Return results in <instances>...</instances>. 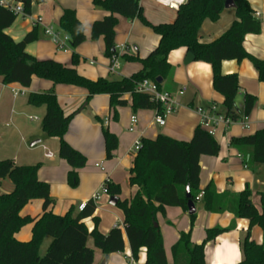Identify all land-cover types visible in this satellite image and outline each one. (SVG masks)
Listing matches in <instances>:
<instances>
[{"label": "trees", "instance_id": "1", "mask_svg": "<svg viewBox=\"0 0 264 264\" xmlns=\"http://www.w3.org/2000/svg\"><path fill=\"white\" fill-rule=\"evenodd\" d=\"M25 11L31 15L32 1L23 0ZM227 0H190L177 11L174 23L153 25L143 15L139 0H94L95 6L110 13L103 20L94 22L91 39L101 37L105 42V54L108 58L117 55L116 15L127 20L140 19L146 26L159 35L158 47L145 59L124 55L123 59L142 64V71L119 81L99 79L92 81L78 73L75 66L79 62L76 49L86 42L84 25L76 12L64 10L59 22V30L69 37L73 50L72 67L53 60L40 61L27 53L29 44L37 40V27L21 42L16 43L7 35L17 16L0 7V77L5 85L19 84L29 88L34 77L48 80L55 85H71L88 92L87 101L97 95L110 97V108L114 120L119 119L117 108L127 105L124 99L131 96L132 109L161 110L151 103L147 95L137 93L138 85L144 80L156 82L159 88L173 76L174 67L169 63V55L180 48H186L188 54L195 56L196 62H205L212 66L213 87L224 97V114L234 122L248 118L255 105L256 98L245 95L242 111L237 108L239 95V77L237 74L224 75L221 71L223 61L250 60L257 70L259 81L264 82V61L247 53L244 41L248 35H260L262 23L247 0H233L236 19L230 28L217 40L209 44L199 42V34L206 20L218 22L224 13ZM162 79V83H158ZM54 92L31 94L28 102L36 107H45L42 130L47 138L59 140L58 156L65 160L72 170L68 174L70 186L79 184L78 170L86 167L87 159L74 150L64 139L74 114L65 116ZM211 109V107L209 108ZM107 158L112 159L118 149L117 136L108 129L103 130ZM189 142L178 141L173 137L160 135L156 140L141 139V149L137 153L133 168L130 170V185L138 191L129 200H119L117 207L124 214V228H113L110 233L99 231V218L94 217L95 227L89 232L84 220L92 217L96 211L94 202H89L83 212L76 217L72 212L60 216L48 211L54 203L50 197V185L38 178L40 164L17 165L12 160H0V180H12L14 190L0 195V264H94V250L88 247L89 238L94 246L105 255L123 253L127 238L134 260L142 248L147 249L145 264H170L166 257L164 241L159 226V215H165L168 207H180L188 213L187 188L191 200L197 204L200 196L204 209L208 213L230 211L236 219L250 220L249 230L241 242L243 260L238 264H264V195L263 210L260 212L252 203V192L247 187L239 195L218 194L212 185L200 190V158L215 157L220 146L214 136L201 126L197 127ZM232 147L241 154L247 167L264 165V129L253 135L234 139ZM111 197H118L121 188L108 181L106 183ZM33 200H43V214L37 218L23 217L21 212ZM196 214L191 216L194 227ZM28 224H33L32 239L28 242L17 240L16 234ZM263 231V243H255L251 238L254 227ZM220 227L206 231L203 244H194L192 232L182 233L172 248V264H205V246L217 236L230 231ZM46 238L52 243L44 256L40 255Z\"/></svg>", "mask_w": 264, "mask_h": 264}, {"label": "crops", "instance_id": "2", "mask_svg": "<svg viewBox=\"0 0 264 264\" xmlns=\"http://www.w3.org/2000/svg\"><path fill=\"white\" fill-rule=\"evenodd\" d=\"M258 20L262 23L260 35H248L244 41V48L250 55L264 61V0H247ZM94 0H33L31 17L41 18L37 27V40L29 44L26 52L40 60H53L62 65L72 67L73 50L69 43L67 49L60 50L54 40L46 35V29L59 30V22L64 10L76 12L77 18L84 25L86 42L76 49L79 62L75 66L78 73L92 81L107 79L119 81L129 78L142 71V64L123 59L124 55L145 59L154 51L160 42V37L152 28L146 26L140 19L127 20L116 15V47L120 55L119 67L111 71L112 61L105 54L104 38L93 41L91 39L94 22L103 20L110 13L101 7L95 6ZM143 15L153 25L174 23L177 11H172L149 0L140 1ZM236 19L234 9L225 10L216 23L206 20L199 34V42L209 44L221 37ZM31 19H16L15 23L6 30L16 43L21 42L28 34L34 31ZM61 37L67 36L61 32ZM186 48L173 51L169 63L174 67L170 80L163 83V89L177 96L179 106L176 112L166 118V124L160 127L155 122V110L132 109L131 96L126 95L127 105L117 108L118 118L114 120L110 108L108 95H97L87 101L88 92L80 87L71 85H55L48 80L34 77L31 86L23 88L19 84L5 85L0 77V143L11 145V151L0 160H12L17 165L40 164L38 178L41 182L50 185V197L54 201L48 211L64 216L69 212L76 217L80 214L79 206L82 203L94 202L95 214L84 220L91 232L95 223L93 218H99V231L103 234L120 226L124 228V214L116 206L110 204V195L102 193L104 185L110 181L120 186L119 200H129L138 191L137 186L130 185V170L133 168L137 153L134 147L138 140H156L158 136L173 137L178 141L189 142L197 127L201 126L202 118L197 109L209 110L216 107L218 113H224V97L213 87V70L205 62H192L185 65ZM221 71L224 75L237 74L239 77V95L236 101L237 108L243 109L245 95L256 98V105L248 117L246 128L240 122L230 127L221 126L217 129L215 139L219 143L220 151L217 156H202L200 158V190L212 185L218 194L227 193L231 196L239 195L247 187L252 192V203L261 212L262 196L264 195V165L247 167L241 154L232 147V140L253 135L264 129V82L259 81V75L250 60L242 62L236 60L223 61ZM180 91H184L182 96ZM18 92L16 96L15 93ZM54 92L65 116L74 114L68 132L64 139L74 150H77L87 159L86 167L78 170L79 184L70 186L68 174L72 170L69 164L59 158V140L47 138L42 125L36 122L43 119L45 107H36L28 102L31 94ZM136 117L137 124L131 131V119ZM37 118V120H35ZM11 123V126L7 123ZM108 129L119 140V146L112 159L107 158L103 130ZM52 152L54 157L46 154ZM8 157V158H2ZM3 180V179H2ZM0 180V184L2 182ZM14 186V185H13ZM10 187V185H9ZM10 189V188H9ZM14 190V187H13ZM9 190V191H13ZM9 192V193H11ZM99 194L100 200L94 201V195ZM1 195V194H0ZM196 204V220L191 226V216L180 207H168L165 215L157 218L167 260L173 263L172 248L178 242L182 233L192 232L194 244H203L206 240V231L217 227L233 229L227 231L205 246V264H238L243 260L241 242L245 238L250 220L236 219L235 215L224 213H208L204 209L202 196ZM43 214V200H33L21 212V216L37 218ZM33 224H28L16 234L22 242L32 239ZM252 240L261 245L263 231L256 226L251 231ZM49 240V241H48ZM125 251L123 253L105 255L94 246L92 238L88 240V247L94 250V264H145L147 249L142 248L137 260L133 259L132 251L125 237ZM48 244L42 252L44 244ZM52 243L46 238L40 255L44 256Z\"/></svg>", "mask_w": 264, "mask_h": 264}, {"label": "built area", "instance_id": "3", "mask_svg": "<svg viewBox=\"0 0 264 264\" xmlns=\"http://www.w3.org/2000/svg\"><path fill=\"white\" fill-rule=\"evenodd\" d=\"M142 1V0H139ZM145 1V0H144ZM154 3L159 4L160 6L166 7L172 11H179L183 6L188 4L190 0H149ZM0 7L3 8L6 11H9L13 14H15L18 17L21 18H30L32 21V25L34 28L38 27V25L41 23L42 19L37 18L34 19L30 15H28L25 11V4L23 0H0ZM256 17H259V14L256 15ZM46 35L50 36L58 49L61 51L64 49H67V45L69 43V37L65 36L62 38L61 31H55L52 28L46 29ZM117 49V47H116ZM118 53V50H117ZM119 53L117 55H114L111 57L112 61V67L111 71L114 72L119 67ZM137 93L147 95L150 98L151 103H154L156 106H160L161 110L159 111L157 108L155 110V122L160 127H163L166 124V118L172 114H174L179 106V103L177 101V96L173 93L164 90L163 88H159L158 84L152 80H144L141 82L137 89ZM184 94V91H180L179 95L182 96ZM15 95H18V92L15 93ZM198 114L202 118L201 127L204 128L208 133L215 137L217 129L221 126L230 127L232 124L236 123L231 118L227 117L224 113H218L216 107H212L209 110L198 108L197 109ZM37 120V118L35 119ZM248 118H244L242 121H240L241 124H243L246 128L248 127L247 123ZM137 124L136 117H132L131 119V127L130 130L133 131L135 125ZM141 141L138 140L136 142V145L134 147V153L140 152L141 149ZM46 157L53 158L54 155L52 152H48L46 154ZM102 193L105 195H109L108 187L105 184ZM100 195L96 194L93 197L94 201L100 200ZM87 203H82L79 206V211L83 212L86 208Z\"/></svg>", "mask_w": 264, "mask_h": 264}, {"label": "water", "instance_id": "4", "mask_svg": "<svg viewBox=\"0 0 264 264\" xmlns=\"http://www.w3.org/2000/svg\"><path fill=\"white\" fill-rule=\"evenodd\" d=\"M225 9L226 10L235 9V4H234L233 0H227L226 1ZM187 55L188 56H186L185 61H184L185 65H189V64H191L192 62L195 61V56L193 54L191 55L189 53ZM158 83H162V79H158ZM186 197L189 200L187 202L188 203V213H189L190 216L195 215L196 214V204L191 200V195H190V189L189 188H187ZM118 201H119L118 198L111 197L110 204L113 205V206H116ZM156 226H158V224Z\"/></svg>", "mask_w": 264, "mask_h": 264}, {"label": "rangeland", "instance_id": "5", "mask_svg": "<svg viewBox=\"0 0 264 264\" xmlns=\"http://www.w3.org/2000/svg\"><path fill=\"white\" fill-rule=\"evenodd\" d=\"M17 19H22L21 17H18ZM25 19H29V18H25ZM9 124V126H11V123H7ZM42 125V119L40 118V121L36 122V125ZM11 151V145L9 147V144L7 143V145L1 144L0 143V156H5V152L8 154V152ZM2 158H8V157H2ZM12 180L5 178L2 180L1 184H0V194H6L9 193L11 191L9 190H13V183L11 182ZM10 185V187H9ZM10 188V189H9ZM49 241V240H48ZM48 246V244H44L43 248H42V252L45 251L46 247Z\"/></svg>", "mask_w": 264, "mask_h": 264}]
</instances>
